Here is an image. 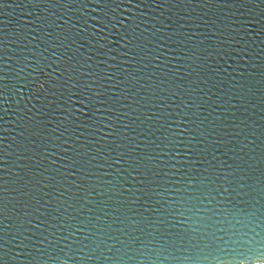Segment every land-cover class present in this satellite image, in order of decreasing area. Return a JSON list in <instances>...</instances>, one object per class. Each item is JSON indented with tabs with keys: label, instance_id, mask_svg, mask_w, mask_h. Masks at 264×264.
I'll list each match as a JSON object with an SVG mask.
<instances>
[{
	"label": "water",
	"instance_id": "obj_1",
	"mask_svg": "<svg viewBox=\"0 0 264 264\" xmlns=\"http://www.w3.org/2000/svg\"><path fill=\"white\" fill-rule=\"evenodd\" d=\"M8 3L10 7L0 10V40L5 42L0 45V56L5 58L0 62V68L4 69L0 71V77H4L0 79V88L4 85L8 86L5 89L7 99L0 98V149L4 150L3 155L8 162L6 168L0 165V197L7 205L6 218L0 217V235L8 241L7 247L11 250L6 257V264H33L28 252L34 251L31 249L34 229L29 226L25 232V235L30 238L25 241L29 244V249L13 248V244H19L20 238H16L15 234L21 219L25 218L24 201L31 199L24 193L34 188V184L30 181L33 180L36 171L44 172V175L39 177L41 180L39 187L42 190L36 192L35 196L43 197V200L48 202L40 211L52 212L53 215L60 216L62 213L57 211L58 205L64 201L72 203L73 198L77 196L85 197L86 199H81L76 208L69 209L72 215H77L78 208L87 203V207L94 210L92 215L98 214L101 217L100 224L111 225L113 235H118L121 240L132 244L134 248L137 247L127 234L122 235L114 231L115 228H123L125 225L116 221L118 213L113 211L117 207L119 189L114 188L109 192L111 185L107 182L109 180L115 183L122 182L118 180L117 173L120 167H127V164L109 168L106 163L107 157L115 156L120 151H131L132 156L151 152L150 148L145 147L143 138L138 133L147 131L150 125L155 131L160 124H164V121L148 120L141 123L145 117L152 114L143 106L144 98L153 90L149 86L154 87L158 82L164 81L161 87L165 89L164 94L167 95V88L176 86L181 89L187 88L196 80V74L192 72V69L203 63L202 60L194 63L195 57L186 58L183 52L169 53L162 43L159 52L163 54L164 63L161 64L160 60H152V57L157 55L158 38L164 35L172 36L173 32L187 33L190 39L184 35L173 36V39L181 41L180 48L187 43L199 53L203 48L217 43L212 36L215 28L206 27L204 22L215 21L217 27L225 28L226 25L231 24V19L239 18L237 9L226 7L220 0H192L187 4L181 3L180 0H75L71 4L68 0H48L47 3L39 6L30 3V0H8ZM251 7L254 9L252 15L258 22L247 26L248 32L243 43L230 45L233 49L230 52L231 59L225 57L223 61H220L213 57L208 61V64L212 68H217L218 71L208 73L211 82L203 85L204 92L197 90L192 94L191 98L196 100L197 104L208 101L202 109L194 107L192 111L197 112L201 120L207 117L200 126L206 133H212L210 138L205 135L204 143L198 145L199 148L207 145V152L201 157L202 162L193 167L201 172L198 176L199 181L208 175L204 169L211 170L210 163L221 168V171H231L221 165V161H226L230 165L244 164L245 170L238 173V176L242 178L244 184L252 185V188L234 184L233 187L237 188L240 195L233 194L229 198L230 202L225 201L221 207L233 212L246 208L248 211H256L259 214L261 204L264 203L261 199L264 196V192L261 191L264 187V155H262L264 154V103H262L264 99V33L259 31L264 18H261L259 13L264 5H259L257 0V4ZM101 19L105 24H108V21L115 23L116 20L120 23L115 29L111 24L104 28V25L97 22ZM173 21L179 23H173ZM164 24H172V28L166 29ZM180 24H184L185 27L180 28ZM41 27L43 31H40ZM157 28L160 29L159 33L156 31ZM81 29L83 31L80 32ZM125 31L129 37L122 40L121 36ZM17 33L21 34L20 39L26 47H20ZM193 33L195 35H192ZM24 34L26 38H23ZM129 39L132 41L131 44H128ZM171 47L175 48L176 45L171 44ZM242 47L250 50V56L240 53ZM125 52H128V55H124ZM177 56L179 59H174ZM9 57L14 66L12 71L7 70ZM18 58L22 61L20 65L17 64ZM34 61H38L39 68L43 69L42 72L31 73L32 68L36 67ZM157 64L159 67L155 66ZM229 64L232 65L231 68L228 67ZM145 65L148 66L145 67ZM18 66L25 67L23 79L16 73L15 67ZM73 68L77 69L75 73L72 72ZM169 69L173 71L170 73ZM62 72L65 73L64 80L72 75L73 80H80L81 85H92L90 91H84V95L103 93L102 97H95V100L105 99L116 109L111 118L117 130L116 135L107 137L104 136L103 131L100 136L90 135L89 132L92 129H88L81 137L80 129L72 122V119H75L73 117L67 121L69 131L64 133V137L57 139L63 132L65 122L63 114L59 110L53 111L56 105L49 106V101L56 100L60 103L61 92L64 93L63 99H67L69 95L68 89L59 87L63 83V80L59 79ZM180 77L184 79L181 80ZM93 81L96 83L93 84ZM213 84L216 86L212 87ZM209 88L211 92L207 91ZM49 89L55 92L56 96L51 95ZM232 97L236 99L231 100ZM179 99L180 97H177V102ZM230 100L231 103L236 104L235 108H232L230 103H226ZM217 105L223 107H217ZM167 110L174 109L169 105ZM153 111L156 109L153 108ZM160 111L164 109L161 108ZM123 113L127 115H122ZM28 117L32 119L29 121ZM96 117L102 119L99 113ZM137 117L140 119L137 120ZM233 120L236 123H240V120L247 121L249 128H244L242 124L241 128L245 133H248L250 129L254 132V136L250 137L255 141L254 144H248L243 135L238 140L223 135L225 130L228 132L240 130L229 127ZM126 124L129 125L127 129L123 127ZM133 128L136 129L135 132L132 131ZM33 132H39L40 136L32 135ZM161 132H164V129L156 132V135L160 136ZM164 134L167 133L164 132ZM217 135L223 136L225 143L213 145L212 141L217 139ZM128 137H135L136 142L140 144L139 151L136 150L135 144L130 143ZM46 138L50 139L46 140ZM64 139H67L68 143H63ZM41 140H46L51 155L41 148V154L29 160L28 157L33 155ZM59 145L62 146L58 147ZM118 145L120 147L117 152H112L111 149ZM233 146H235L234 150H230ZM217 147L219 151H216ZM45 156L47 158H44ZM214 156L217 159H213ZM240 157H243V160ZM38 160L39 168L36 167ZM128 162L131 163V161ZM249 164L251 167L247 166ZM192 174L196 175V172L193 171ZM119 176L123 177L124 174L119 173ZM51 177H55V180H51ZM174 179H181V177L176 176ZM205 183L208 182L205 181ZM78 184L81 185L79 192L76 189ZM69 185H71L69 191L61 197L60 193ZM91 188H95V192L90 191ZM12 189H23V192L12 191ZM250 191L251 196L244 195ZM110 196L111 199H109ZM120 199H127V197H120ZM164 200L170 201L171 197L161 188L158 195L152 196L151 203L155 205L156 201ZM99 201H108L111 207L100 205L97 203ZM32 203L34 204L35 201L33 200ZM64 207H67V204H64ZM27 210L33 211L31 206ZM104 211H107L109 215L105 217ZM121 211L136 219H141L137 212L149 214L144 213V209L138 204L132 205L131 209L125 207ZM35 214L38 215V213ZM88 215L85 208L81 217L86 221ZM72 223L76 225L80 221H72ZM5 226H7L6 231ZM182 230L180 225L172 227L168 231L167 238L175 239L174 234ZM50 231L55 230L50 229ZM59 235L60 233L57 232V236ZM85 235L89 233H81L77 238L83 239ZM144 238L152 239L146 233ZM97 239H103V237L98 233ZM156 240L163 243L164 237L156 236ZM85 243L92 242L89 240ZM159 243H154V246L159 247ZM106 244L107 247L102 249L103 256L113 255V252L108 251L113 241L107 240ZM60 249L64 250L60 251ZM50 251L60 256L58 264H71L66 257L72 255V250L64 248V243L58 244ZM85 251L88 252L87 249ZM129 255L132 254L129 253ZM256 255L258 253H248L226 259L229 264L233 261L235 264H248L250 261L255 264ZM81 264H111V262L104 260L100 253L96 252ZM122 264H176V262L171 259L166 262L163 260L156 262L136 256L133 259L125 257ZM201 264H208V262L201 261Z\"/></svg>",
	"mask_w": 264,
	"mask_h": 264
},
{
	"label": "snow or ice",
	"instance_id": "obj_2",
	"mask_svg": "<svg viewBox=\"0 0 264 264\" xmlns=\"http://www.w3.org/2000/svg\"><path fill=\"white\" fill-rule=\"evenodd\" d=\"M47 2L48 0H30V3L36 6ZM74 2L75 0H68L69 4ZM180 2L187 4L191 3L192 0H180ZM220 2L226 7H235L239 13V18L231 19V24L226 25L225 28L217 27L215 21L204 22L206 27L215 28L212 36L217 40L216 45L205 47L198 53L196 49L187 43L184 44L183 48H180L181 41L179 39H173V36L179 35H184L190 39L187 33L181 34L173 32L172 36L164 35L158 38L157 55L152 57L153 61L160 60L161 64L164 63L162 59L163 54L159 52L162 43L168 49L169 53L183 52L186 58L195 57L194 63L197 60H202L203 63L192 69V72L196 74V80L190 87L183 89L179 86L175 88L169 87L166 90L167 95H165V89L161 87L164 81L158 82L154 87L149 86L153 90L150 95L144 98L145 104L143 106L152 114L151 116L145 117V120L141 121V123L147 122L148 120L153 122L159 120L164 121V124H160L159 128H156L155 131H153V126L150 125L147 131L138 133L143 138L145 147L150 148L151 152L132 156L131 151H120L115 156L108 155L107 157L106 163L109 168H116L118 165L127 164V167H120L117 173L118 180L122 182L115 183L109 180L107 183L111 185L109 192L114 188L119 189L117 207L113 211L118 213L116 215V221L125 225L123 228H115L114 231L122 235L127 234L129 239L137 247L134 248L132 244L121 240L120 236L113 235L111 225L100 224L101 217L98 214L92 215L94 210L93 208L87 207V203L78 208L77 215H72L69 209L76 208L80 204L81 199H86L85 197L77 196L73 198L72 203L64 201L58 205L57 211H61L62 213L60 216H55L52 212L40 211L48 202L44 201L43 197L37 198L35 196L36 192L42 190L39 187L41 184L39 177L44 175V172L36 171L33 180L30 181V183L34 184V188L32 191L24 193L31 199L24 201L25 218L21 219L17 233L15 234L16 238H20L19 244H13V248L20 247L29 249V244L25 243V241L30 238L25 235V232L31 226L34 229L31 237V249L34 251H29L28 255L32 257L33 264H58L60 256L51 252L50 249L60 243H64V248L72 250V255L66 257L67 260L71 261V264H81L82 261L91 258L96 252H99L102 258L110 261L111 264H122V260L125 257L133 259L136 256L151 259L156 262L161 260L166 262L171 259L176 264H201V261L214 264V262L221 261L227 257L244 256L248 253H258L255 258L260 261V264H264V203L261 204L259 214L256 211H248L246 208H240L233 212L221 207L225 201H229V198L233 194L240 195L237 188L233 187L234 184L252 188V185L244 184L242 178L238 176V173L244 172L245 165H230L226 161H221V165L226 166L227 169H231V171H221V168L209 162L211 170L204 169V172H207L208 175L199 181L198 176L201 175V172L198 168L193 167L202 162L201 157L207 152V145L204 148H199L198 145L204 143L205 135H208L210 138L212 133H206L205 129L200 126L207 120V117L201 120L199 114L192 111L194 107L202 109L208 101L197 104L196 100L191 98L192 94L197 90L204 92L203 85L211 82V77L208 73L218 71L217 68H212L208 64V61L213 57L220 61H223L225 57L231 59L230 52L233 49L230 45L233 43H243L244 37L248 32L247 26L258 22L256 17L252 15L254 9L251 7L257 4V0H220ZM259 5H264V0H259ZM10 6L8 0H0V10ZM259 15L261 18H264V7L260 9ZM41 19L45 20L46 18ZM97 22L104 25V28H107L108 24H111L114 29L120 23L116 20L115 23L108 21V24H105L102 19ZM173 23L179 22L173 21ZM164 27L171 29L172 24H164ZM184 27V24H180V28ZM43 30V27H41L40 31ZM81 31L83 30L81 29ZM156 31L159 33L160 29L157 28ZM259 31L264 33V23L260 24ZM241 32H243V35H241ZM192 35H195V33ZM17 37L20 42V47H26L20 39V33H17ZM128 37L129 34L125 31L121 39L124 40ZM23 38H26V34H24ZM32 39H35V37H32ZM4 43L3 40H0V45ZM131 43L132 41L129 39L128 44ZM171 44H175L176 47L172 48ZM240 53L250 56V50H246L243 47L240 49ZM124 55H128V52H125ZM135 58L133 54V59ZM174 59H179V56L174 57ZM4 60L5 58L0 56V62ZM7 60V70L12 71L14 66L10 62L11 58L9 57ZM21 63L22 61L18 58L17 64L20 65ZM34 63L36 67L32 68L31 73L42 72L43 69L39 68L38 61H34ZM149 63H152V61H149ZM147 66L145 65V67ZM155 66L159 67V64ZM228 67L231 68L232 65L229 64ZM3 70L0 68V71ZM15 70L17 75L23 79L25 67L18 66L15 67ZM76 71V68L72 69L73 73ZM172 71V69H169L170 73ZM64 74L62 72L59 77V79L63 80V83L59 87L68 89L69 95L67 99H63L64 93L61 92L59 94L60 103H57L56 100L49 101V106L56 105L53 111L59 110L63 114V120L65 122L63 132L60 133L57 139L64 137V133L69 131L67 121L73 117L75 119H72V122L80 129L81 137L85 135V131L88 129H92L89 132L90 135L100 136L101 131L107 137L116 135L117 130L114 128L111 119L112 113L116 109L105 99L95 100V97H102L103 93L95 92L91 96L84 95V91H90L92 85H81L80 80H73L72 75H69L68 79L64 80ZM3 78L0 77V79ZM179 79L183 80L184 77H180ZM95 83L93 81V84ZM53 86L55 87V84ZM215 86V84L212 85V87ZM7 87V85H4L3 88H0V98L7 99L5 95V89ZM49 91L51 95L56 96V93L52 92L51 89ZM207 91L211 92V89L209 88ZM177 97H180L179 102H177ZM113 99L115 100V97ZM234 99L236 98H231V100ZM94 100L95 102H93ZM231 100L226 103H230L231 107L235 108L236 104L231 103ZM262 103H264V99H262ZM169 105L174 110L168 111ZM33 107L35 106L33 105ZM217 107L223 106L217 105ZM153 108L156 111H153ZM161 108L164 111H160ZM97 113H99L102 119H97ZM122 115L126 116L127 114L123 113ZM31 119L32 117H28L29 121ZM136 119L139 120L140 118L137 117ZM197 121H199V124H197ZM241 124L244 125V128H249L246 120H240V123H236L233 120L229 127L240 130L236 132H228L225 130L223 135L236 140L243 135L244 139L248 141V144H254L255 141L250 139L251 136H254V132L250 129L248 133H245L244 129L241 128ZM93 125H95L94 128ZM123 127L127 129L129 125L126 124ZM161 129H164V132L167 134L161 132V135L157 136L156 132H159ZM132 131L135 132L136 129L133 128ZM213 133H215V129H213ZM32 135L38 137L40 133L33 132ZM128 139L131 144H135L136 150L139 151L140 144L136 142L135 137H128ZM46 140H41L33 155L28 157L29 160L40 155L41 148H43L45 153L51 155L48 151ZM62 141L65 144L68 143L67 139ZM221 143H225V141L223 136L220 135H217V139L212 141L213 145H219ZM228 143H231V141H228ZM61 146L59 145L58 147ZM119 147L118 145L116 148H112L111 151L115 153ZM234 147L230 150H234ZM219 150V147H217L216 151ZM3 151V149H0V165L6 168L8 162L4 158ZM44 158H47V156ZM213 159L217 158L214 156ZM240 159L243 160V157H240ZM128 161H131V163ZM39 165L40 161L38 160L36 167L39 168ZM247 166L251 167L250 164ZM44 171L46 172L47 169L45 168ZM193 171L196 172V175L192 174ZM119 173H123L124 176L120 177ZM176 176L181 177V179H174ZM50 179L55 180V177H51ZM205 181L208 183H205ZM220 181H225L226 183H219ZM52 187H55V185H52ZM70 187L71 185L68 188H64L60 196L62 197L67 193ZM80 188L81 185H76L77 192H79ZM161 188L171 197V200H164L163 202L156 201L155 205H153L151 203L152 196L158 195L159 189ZM12 191L23 192V189H12ZM90 191L95 192V188H91ZM261 191L264 192V187H262ZM45 195H48V193H45ZM244 195L251 196L252 192L244 193ZM120 197H127V199H120ZM109 199H111V196ZM261 199L264 200V196ZM33 200L35 201L34 204L32 203ZM97 203L111 207L108 201H99ZM64 204H67V207H64ZM137 204L144 209V213L149 214L144 215L143 213L137 212V215H140L141 219H136L135 217L127 216L121 211L125 207L131 209L132 205ZM29 206H31L33 211L27 210ZM85 208H87V212L89 213L86 221L81 217ZM6 210L7 205L4 199L0 197V217L6 218ZM133 211L136 210L133 209ZM35 213H38V215ZM108 215L109 213L104 211V216L106 217ZM121 216H123V219H121ZM72 221H80V223L74 225ZM177 225L182 226V232L175 233V239H168V231ZM185 225L187 227H183ZM50 229H54L55 231H50ZM149 229L151 230L149 231ZM4 230H7V226H5ZM57 232L60 233L59 236H57ZM84 232H88L89 235H85L83 239H78L79 234ZM98 233L103 239H97ZM133 233H136V235H133ZM145 233L152 239L145 240ZM156 236L164 237V242L159 243L156 240ZM89 240L92 243H85V241ZM107 240L113 241L112 246L108 247V251L114 253L111 256H103L102 249L107 247ZM0 241H2L0 243V264H6V257L11 250L8 249V241L3 235H0ZM69 241L71 243H68ZM154 243H159V247L154 246ZM117 245H120V247H117ZM86 249L88 250L87 253L85 251ZM63 250L60 249V251ZM129 253L132 255H129ZM17 254L19 255L20 253Z\"/></svg>",
	"mask_w": 264,
	"mask_h": 264
},
{
	"label": "clouds",
	"instance_id": "obj_3",
	"mask_svg": "<svg viewBox=\"0 0 264 264\" xmlns=\"http://www.w3.org/2000/svg\"><path fill=\"white\" fill-rule=\"evenodd\" d=\"M214 264H229V261L225 258L221 261L214 262ZM232 264H235V262L233 261ZM248 264H252V262L250 261V262H248ZM255 264H260V261L256 260Z\"/></svg>",
	"mask_w": 264,
	"mask_h": 264
}]
</instances>
